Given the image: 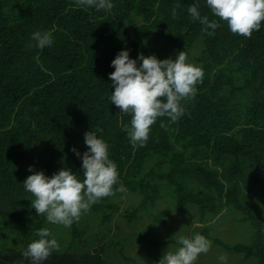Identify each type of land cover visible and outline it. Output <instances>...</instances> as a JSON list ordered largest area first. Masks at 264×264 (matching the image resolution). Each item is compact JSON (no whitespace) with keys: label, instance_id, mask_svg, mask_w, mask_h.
I'll use <instances>...</instances> for the list:
<instances>
[{"label":"trees","instance_id":"1","mask_svg":"<svg viewBox=\"0 0 264 264\" xmlns=\"http://www.w3.org/2000/svg\"><path fill=\"white\" fill-rule=\"evenodd\" d=\"M111 2L110 11H97L76 0H0V264H32L22 253L45 227L60 250L42 264H116L110 255L125 253L139 234L150 263L175 252L179 236L202 234L211 242L208 260L200 255L195 264L222 255L227 264H264V22L245 38L218 20L209 36L187 11L196 4L218 19L206 0ZM37 31L51 32L52 45L36 48ZM122 50L137 66L139 54L164 60L184 51L203 71L195 98L181 102L184 115L175 123L158 118L143 147L125 130L131 116L110 101L111 62ZM89 131L109 145L115 188L125 191L99 200L61 241L54 232L61 225L36 213L23 182L63 168L82 182L72 149L88 150ZM124 194L136 201L120 213L114 199ZM132 222L139 231L125 229ZM11 223L16 243L4 237Z\"/></svg>","mask_w":264,"mask_h":264},{"label":"clouds","instance_id":"2","mask_svg":"<svg viewBox=\"0 0 264 264\" xmlns=\"http://www.w3.org/2000/svg\"><path fill=\"white\" fill-rule=\"evenodd\" d=\"M76 4L95 7L97 11L113 8L111 0H76ZM206 6L218 19L210 20L207 15L202 16L196 4L189 6L187 11L209 36L220 27L218 20L225 22L232 34L245 38H251L264 22V0H206ZM172 17L177 18L176 8L172 9ZM31 39L39 49L53 43L49 31H37ZM32 46L29 45L30 48ZM137 59L142 61L139 66L127 50H122L111 62L115 70L109 74L114 87L110 101L123 114L131 116L130 126H126L125 130L133 147H143L158 118L167 117L175 123L184 115L181 102L195 98L196 85L202 82L203 71L186 63L184 51H180L175 59L159 60L154 55L145 57L143 54H139ZM161 127L166 126L161 124ZM85 144L88 150L82 156L76 148L72 149L82 159V182L66 168L50 178L43 171L34 172L23 182L24 189L34 197L31 207L39 216L46 217L49 224L71 227L99 200L115 195L116 191H125L122 185L115 188L118 171L109 158V145L91 131L85 133ZM28 170L33 172L31 166ZM35 235L39 239L31 242L22 255L30 258L32 264H42L53 252L60 250V245L54 237L48 239L51 232L47 227L37 230ZM177 243L181 246L175 252H166L159 264H195L198 257L206 254L211 247V242L202 234H195L193 238L181 235ZM219 259L226 264V256L222 255Z\"/></svg>","mask_w":264,"mask_h":264},{"label":"rangeland","instance_id":"3","mask_svg":"<svg viewBox=\"0 0 264 264\" xmlns=\"http://www.w3.org/2000/svg\"><path fill=\"white\" fill-rule=\"evenodd\" d=\"M127 198L128 197L126 196V194H124L121 198H119V199L115 198L114 199L115 202L118 201V206H119L118 211L120 213H123L124 210L129 208V207L132 208L133 204L136 201V199L134 198L132 200V205H130ZM85 216L86 215H83V214L81 215L80 222H81V220L84 219ZM15 227L16 226H13L12 223L8 224V225H6L4 227L5 228L4 232L7 231V233H6V235L4 237H6V240H11V242H13V243H16L18 241V239H19L18 236H17V233L15 232ZM79 227H80V229H82L81 228V223H79ZM120 227H121V225H120ZM140 227H141L140 222H138V223L132 222V224L130 223V224H126L125 225V229L127 231H128V229H130V230L136 229V231L137 230L139 231ZM120 231L121 230H119V232ZM54 232H56V235H57L56 238H60L61 241H65L68 238V233L69 232L62 225L61 226H57L56 231H54ZM154 234H159V231L156 229ZM135 235H137V234H135ZM144 236H146V235L139 234L137 236H133L132 240H131V245L130 246H128V245L126 246L125 253L122 254V252L120 251V248H118L119 251H120L119 254L118 253L116 254V252H115V254H111L110 258L113 259V261L111 260L110 262L111 263H116V264H135V263H138V264H140V263H142V264H159V260L151 262V263H150V261H148V262L145 261V255H146L147 249L149 251L150 245H147L148 242H146V238H144ZM4 237H3V239H4ZM133 243H135L137 249L134 247ZM15 245H19V243L15 244ZM108 249H110V248H108ZM158 254H159V252H158ZM201 255H203L202 258L203 257L206 258L205 256H207V255H204V254H201ZM215 257H219V255L215 254ZM156 258H157V252L155 251V259ZM206 260H208V259L206 258ZM211 264H222V262L221 261H216V262H211ZM226 264H227V261H226ZM232 264H241V263H239V261L237 260V261H232ZM243 264H249V263H243Z\"/></svg>","mask_w":264,"mask_h":264}]
</instances>
